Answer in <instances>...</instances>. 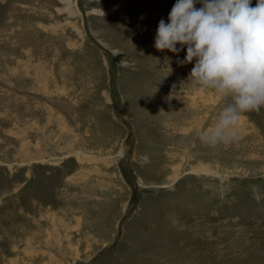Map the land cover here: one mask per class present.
<instances>
[{
    "label": "rangeland",
    "instance_id": "obj_1",
    "mask_svg": "<svg viewBox=\"0 0 264 264\" xmlns=\"http://www.w3.org/2000/svg\"><path fill=\"white\" fill-rule=\"evenodd\" d=\"M70 2L0 0V264H264V106L202 142L176 0Z\"/></svg>",
    "mask_w": 264,
    "mask_h": 264
},
{
    "label": "clouds",
    "instance_id": "obj_2",
    "mask_svg": "<svg viewBox=\"0 0 264 264\" xmlns=\"http://www.w3.org/2000/svg\"><path fill=\"white\" fill-rule=\"evenodd\" d=\"M154 46L177 54L180 65L195 61L188 79L230 98L214 125L200 132L202 142L236 138L241 115L264 106V0L255 7L252 0H176L168 21H159Z\"/></svg>",
    "mask_w": 264,
    "mask_h": 264
},
{
    "label": "bare ground",
    "instance_id": "obj_3",
    "mask_svg": "<svg viewBox=\"0 0 264 264\" xmlns=\"http://www.w3.org/2000/svg\"><path fill=\"white\" fill-rule=\"evenodd\" d=\"M67 2H68V4H69V10H72L73 7H72V4H71L70 0H67Z\"/></svg>",
    "mask_w": 264,
    "mask_h": 264
}]
</instances>
